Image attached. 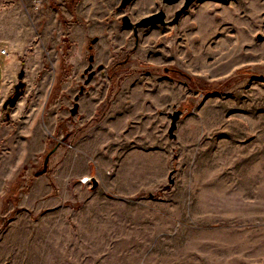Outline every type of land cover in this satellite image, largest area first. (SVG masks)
Masks as SVG:
<instances>
[{
  "label": "rangeland",
  "instance_id": "obj_1",
  "mask_svg": "<svg viewBox=\"0 0 264 264\" xmlns=\"http://www.w3.org/2000/svg\"><path fill=\"white\" fill-rule=\"evenodd\" d=\"M66 1L31 0L47 30L0 138V264H264V0L136 34L122 14L183 0H93L74 52Z\"/></svg>",
  "mask_w": 264,
  "mask_h": 264
},
{
  "label": "crops",
  "instance_id": "obj_2",
  "mask_svg": "<svg viewBox=\"0 0 264 264\" xmlns=\"http://www.w3.org/2000/svg\"><path fill=\"white\" fill-rule=\"evenodd\" d=\"M66 2L70 5V9L66 10V15L71 17L72 20L71 26L68 27V34L70 40H72V52H74L77 48L82 47L86 39V28L78 21V14L81 12V8L86 6V16H90L94 3L93 0H70ZM31 9V0H0V48H5V53H0V138L7 134L8 122L10 119L12 120L10 117L2 116L5 113L2 104L12 93L18 80L19 70L23 69L24 73L30 71L36 73V71L41 70V65L31 63L32 53L30 51L32 42L37 40V29H39L41 37L35 44L40 45V48L44 46L45 40L43 37L47 29L43 26H47V23L41 25L38 15L39 10H35V16L32 17ZM36 45L33 47L34 52L36 51L34 49ZM22 97L23 92L19 98ZM15 105L9 110H14ZM1 191L2 183L0 186Z\"/></svg>",
  "mask_w": 264,
  "mask_h": 264
},
{
  "label": "water",
  "instance_id": "obj_3",
  "mask_svg": "<svg viewBox=\"0 0 264 264\" xmlns=\"http://www.w3.org/2000/svg\"><path fill=\"white\" fill-rule=\"evenodd\" d=\"M132 0H120L117 8L118 9H122L125 8ZM163 2L166 3H174L178 0H162ZM194 0H183L181 6L174 12V16L171 20V22H176L179 18V16L181 15V13L187 9V7L191 4V2H193ZM121 23L126 26V27H132V29L134 30V34L136 33V29L137 27H144V26H148L150 24H155V23H160V24H165V13L162 9L155 11L153 13H150L149 15L143 16L141 17L139 20L137 21H131L129 16L127 14H122L120 17ZM93 41H95V38H93ZM89 60L92 59V55H89ZM90 67V66H89ZM100 66H98V68H100ZM90 75V74H89ZM24 76V70L20 69L18 74H17V82L14 86V89L12 91V93L4 100L2 107L5 110V117H9V109L11 107H13L18 98L21 96L25 83L22 80ZM82 92V87H80L79 89V93ZM77 95L74 96V99H77ZM77 107L78 104L77 102L73 103V106L70 108V112L72 114H74L77 111ZM180 114V110L176 109L171 113V119H170V123L167 129L168 132V136L174 138L175 134H174V129L176 128V121L178 119V116ZM53 151V149H51L44 157V161H43V167L36 172V174H41L45 171L46 169V165H47V161H48V157L49 154ZM92 181V186L95 187L96 186V180L94 178L91 179Z\"/></svg>",
  "mask_w": 264,
  "mask_h": 264
},
{
  "label": "flooded vegetation",
  "instance_id": "obj_4",
  "mask_svg": "<svg viewBox=\"0 0 264 264\" xmlns=\"http://www.w3.org/2000/svg\"><path fill=\"white\" fill-rule=\"evenodd\" d=\"M162 2H163V1H162ZM164 3H166V2H164ZM168 4H170V3H168ZM160 9H162V10L164 11L163 8H158V9H156V10H154V11H151V12H149V13L143 15V16L149 15L150 13H153V12L158 11V10H160ZM177 9H178V8H177ZM177 9H176V10H177ZM176 10H175V11H176ZM175 11H174V12H175ZM164 13H165V11H164ZM143 16H142V17H143ZM173 16H174V13H173ZM173 16H172L170 19H168V20H166V17H165V21H166V22H170V23H175V22H171ZM140 18H141V17H140ZM140 18H139V19H140ZM139 19H138V20H139ZM136 21H137V20H136ZM155 24H156V23H155ZM159 24H160V23H159ZM165 24H166V23H165ZM162 25H164V24H162ZM131 28H132V27H131ZM132 30H133V29H132ZM133 33H134V30H133ZM135 34H136V33H135ZM89 46H90V45H89ZM89 46H88V48H89ZM89 55H92V54H88V56H87L88 64H87V66H86V69H92V60H93V56H92V59L89 60V58H88ZM89 66H90V67H89ZM98 66H100V65H98ZM98 66H97V67H98ZM101 67H102V66H101ZM101 67H100V68H101ZM90 76H91V73H90ZM79 94H80V93H79V91H78V93H77L76 95L78 96ZM77 98H78V97H77ZM74 102H77L76 99L74 100ZM77 104H78V103H77ZM77 109H78V107H77Z\"/></svg>",
  "mask_w": 264,
  "mask_h": 264
},
{
  "label": "trees",
  "instance_id": "obj_5",
  "mask_svg": "<svg viewBox=\"0 0 264 264\" xmlns=\"http://www.w3.org/2000/svg\"><path fill=\"white\" fill-rule=\"evenodd\" d=\"M89 48H91V45L89 46ZM243 69H244V68H241V69L237 70V72H238V73H242V72H243ZM189 80H190V82H193V81H194V79H193L192 77H190ZM7 121H8V120H7Z\"/></svg>",
  "mask_w": 264,
  "mask_h": 264
},
{
  "label": "built area",
  "instance_id": "obj_6",
  "mask_svg": "<svg viewBox=\"0 0 264 264\" xmlns=\"http://www.w3.org/2000/svg\"><path fill=\"white\" fill-rule=\"evenodd\" d=\"M0 53H5V48L4 47H2V48H0Z\"/></svg>",
  "mask_w": 264,
  "mask_h": 264
},
{
  "label": "bare ground",
  "instance_id": "obj_7",
  "mask_svg": "<svg viewBox=\"0 0 264 264\" xmlns=\"http://www.w3.org/2000/svg\"><path fill=\"white\" fill-rule=\"evenodd\" d=\"M85 179H87V178H85Z\"/></svg>",
  "mask_w": 264,
  "mask_h": 264
}]
</instances>
